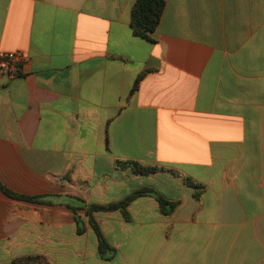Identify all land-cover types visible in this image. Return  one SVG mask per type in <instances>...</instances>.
<instances>
[{
	"label": "crops",
	"instance_id": "obj_1",
	"mask_svg": "<svg viewBox=\"0 0 264 264\" xmlns=\"http://www.w3.org/2000/svg\"><path fill=\"white\" fill-rule=\"evenodd\" d=\"M165 1L146 40L136 0H0V185L38 199L0 190V264H264V0ZM143 189L175 209L94 213L105 260L88 207Z\"/></svg>",
	"mask_w": 264,
	"mask_h": 264
},
{
	"label": "trees",
	"instance_id": "obj_2",
	"mask_svg": "<svg viewBox=\"0 0 264 264\" xmlns=\"http://www.w3.org/2000/svg\"><path fill=\"white\" fill-rule=\"evenodd\" d=\"M166 7L165 0H136L132 11H131V28L133 30L134 35L141 37L146 40H152L151 35L156 31L158 25L160 24L162 15L164 13ZM143 75H140L132 88L131 93H134L140 84ZM118 166L121 168H131L134 173L139 175H151L158 171H164L163 168L152 167V166H145L138 162H118ZM172 174L177 175V172L173 170H169ZM185 184L190 188L196 190V197L200 195L202 191V187L197 185L189 178H184ZM0 190L6 194L8 197L17 199V200H24L29 202H37L38 199L31 198V197H24L17 195L0 185ZM142 196H149L156 199L159 203L161 211L164 215L170 214L176 207L175 203H170L165 200L158 192L153 189H143L140 191L135 192L134 194L130 195L126 200L118 203L112 204L109 206H99V205H90L87 210V215L89 217L90 224L94 229L95 233L99 239V248L100 254L105 260H110L113 254V250L108 245L106 239L104 238L95 218L94 213L100 211H114V210H121L124 214L127 213L126 209L128 205L138 197ZM11 264H48L44 258L41 257H27L14 260Z\"/></svg>",
	"mask_w": 264,
	"mask_h": 264
},
{
	"label": "built area",
	"instance_id": "obj_3",
	"mask_svg": "<svg viewBox=\"0 0 264 264\" xmlns=\"http://www.w3.org/2000/svg\"><path fill=\"white\" fill-rule=\"evenodd\" d=\"M28 60V56L21 51L0 52V74H6L9 78L18 77Z\"/></svg>",
	"mask_w": 264,
	"mask_h": 264
}]
</instances>
